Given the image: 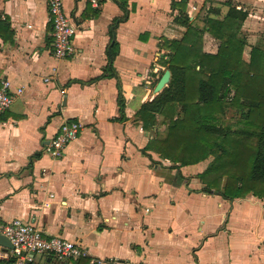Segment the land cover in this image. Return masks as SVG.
<instances>
[{
	"label": "crops",
	"instance_id": "obj_1",
	"mask_svg": "<svg viewBox=\"0 0 264 264\" xmlns=\"http://www.w3.org/2000/svg\"><path fill=\"white\" fill-rule=\"evenodd\" d=\"M95 1L63 0L77 28L73 53L57 58L48 0H0V79L23 88L0 113V219L33 221L87 252L66 262L35 252L31 264H264V198L203 190L198 175L210 159L181 166L188 180L179 183L178 169L153 166L142 152L166 131L145 130L136 114L159 93L167 40L186 31L174 20L179 8L173 0H127L129 14L115 29L118 78L83 84L103 73L111 24L124 15L115 0ZM229 4L248 11V60L250 44L264 37V0H188L186 11L202 24L205 15L223 19ZM219 43L205 33L206 52ZM65 120L82 128L63 155L33 156Z\"/></svg>",
	"mask_w": 264,
	"mask_h": 264
},
{
	"label": "trees",
	"instance_id": "obj_2",
	"mask_svg": "<svg viewBox=\"0 0 264 264\" xmlns=\"http://www.w3.org/2000/svg\"><path fill=\"white\" fill-rule=\"evenodd\" d=\"M115 1L124 15L111 24L108 63L101 75L81 81L83 84L104 77L118 78L115 29L129 10L127 0ZM187 2L172 1V8H179L174 20L186 31L181 38L167 40L170 52L165 62L171 71L170 82L136 114L145 130L165 124L166 131L153 137L142 152L153 166L178 169L179 183L188 180L181 166L210 159L198 175L203 190L214 189L228 199L249 194L264 198V37L250 44L246 60L244 52L249 43L242 26L247 10L229 4L223 19L205 15L200 24L190 18ZM205 33L220 41L215 53L204 50ZM119 105L122 110L121 92ZM228 112H232L234 123L224 121ZM148 150L157 152L169 165L153 159ZM40 155L35 152L33 156ZM12 262V258H0V264Z\"/></svg>",
	"mask_w": 264,
	"mask_h": 264
},
{
	"label": "built area",
	"instance_id": "obj_3",
	"mask_svg": "<svg viewBox=\"0 0 264 264\" xmlns=\"http://www.w3.org/2000/svg\"><path fill=\"white\" fill-rule=\"evenodd\" d=\"M95 7L98 3L93 0ZM48 10L53 24V53L57 58H65L74 51L73 36L76 25L71 21L64 9L63 0H48ZM167 58V56H165ZM23 92L19 87L12 91L8 78L0 79V113L9 109L15 95ZM82 128L77 120H65L58 132L42 148L41 154L59 158L65 152L67 145L75 140ZM0 234L6 235L13 248L6 249L4 255L12 258V264H31L35 252L51 253L63 262L76 260L87 255L86 250L77 242L60 235H46L33 221L14 218L10 221L0 219ZM3 248L0 245V249Z\"/></svg>",
	"mask_w": 264,
	"mask_h": 264
},
{
	"label": "water",
	"instance_id": "obj_4",
	"mask_svg": "<svg viewBox=\"0 0 264 264\" xmlns=\"http://www.w3.org/2000/svg\"><path fill=\"white\" fill-rule=\"evenodd\" d=\"M170 79H171V71L169 69H166L162 74V76L159 78L155 86V92L157 93L160 92L166 85H168ZM0 245L6 249L13 248L11 241L4 234H0Z\"/></svg>",
	"mask_w": 264,
	"mask_h": 264
},
{
	"label": "rangeland",
	"instance_id": "obj_5",
	"mask_svg": "<svg viewBox=\"0 0 264 264\" xmlns=\"http://www.w3.org/2000/svg\"><path fill=\"white\" fill-rule=\"evenodd\" d=\"M231 114H232V112H228V116L227 117H225V122L227 123V122H231V123H234L235 122V118H233V117H231Z\"/></svg>",
	"mask_w": 264,
	"mask_h": 264
}]
</instances>
